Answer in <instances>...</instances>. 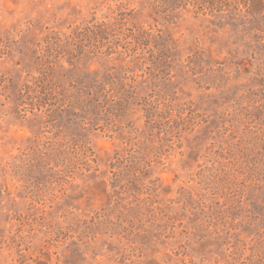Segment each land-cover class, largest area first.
Returning a JSON list of instances; mask_svg holds the SVG:
<instances>
[{
    "label": "rangeland",
    "instance_id": "374dc122",
    "mask_svg": "<svg viewBox=\"0 0 264 264\" xmlns=\"http://www.w3.org/2000/svg\"><path fill=\"white\" fill-rule=\"evenodd\" d=\"M245 15L0 0V264H264V15Z\"/></svg>",
    "mask_w": 264,
    "mask_h": 264
},
{
    "label": "trees",
    "instance_id": "16d2710c",
    "mask_svg": "<svg viewBox=\"0 0 264 264\" xmlns=\"http://www.w3.org/2000/svg\"><path fill=\"white\" fill-rule=\"evenodd\" d=\"M195 8L199 12L209 10L210 13H226L231 12L235 15L245 12L247 23L264 15V0H193ZM264 17V16H263ZM258 29V28H257ZM261 30V29H258Z\"/></svg>",
    "mask_w": 264,
    "mask_h": 264
}]
</instances>
